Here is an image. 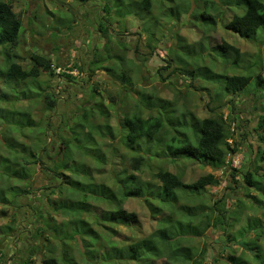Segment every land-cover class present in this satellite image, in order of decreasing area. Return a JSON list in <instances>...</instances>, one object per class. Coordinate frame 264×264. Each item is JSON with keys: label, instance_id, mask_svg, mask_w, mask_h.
<instances>
[{"label": "trees", "instance_id": "obj_1", "mask_svg": "<svg viewBox=\"0 0 264 264\" xmlns=\"http://www.w3.org/2000/svg\"><path fill=\"white\" fill-rule=\"evenodd\" d=\"M112 1L114 2L111 3ZM143 3L145 7H141ZM151 5L152 1L150 0H108L101 6V11L109 16H114L117 21L125 20L127 15L133 14V18L137 17L143 24L140 30L147 33V47L153 49L151 38L154 34L148 25L154 20L158 23L161 21L150 17ZM186 5L185 12H189L190 8L194 6L190 13L200 20L205 28L208 25H214L216 23L215 16H217L225 30L237 34L252 44L257 42L258 36H264V0H194V3L187 0ZM175 7L170 6L171 14ZM224 10L231 14L227 20L222 19ZM145 15H149V17H144ZM175 18L172 17L170 20L174 22L176 21ZM98 21L97 27L100 34L109 37L111 40L113 36L109 33L110 27L107 25L106 17L103 15ZM21 28V20L13 10L11 3L0 0V47L3 48L1 53H4L7 62L0 66L2 75L15 77L21 81L27 78H38L42 72H47L53 76L55 68L50 58L32 53L30 55L32 65L25 69L15 62L13 55L5 51L18 45ZM176 36L179 40H185L179 37L177 33ZM212 48L218 49L221 55L225 57L224 61L230 62L233 69L240 68L243 52L239 47L226 40H221ZM111 50L108 46L105 50L107 52L106 57L102 58L101 55L99 59L94 58L91 63H108L109 65L98 66H102L116 80L120 79V84L125 89V86L132 84L128 74L130 69L123 68L120 73H116V67L114 68L112 60L116 59V62L121 65L125 54H109ZM124 50L127 49L124 48ZM178 60L180 61V59ZM244 70L243 73L228 74L227 72L217 73L209 67H205V74L203 75L205 79L219 82L222 87L221 95L210 98L215 101V104L212 106L207 104L208 113L203 117L192 115L190 112H182L176 116L174 115L175 102L173 100L154 98L149 95L148 99L144 100V106L147 110L156 108L158 113L148 116H143L138 112L134 114L124 113L117 120V133L114 134L108 121L111 117L108 109L98 107L100 114L107 119L102 128L103 134L112 142L118 136L124 147L133 153L129 156V166L132 172L120 169L112 175V179L120 187V197L115 194L114 189L110 186L96 182L92 169L85 161L86 157H90L97 165H101L105 160L103 153L99 154L98 148H95L96 143L92 150V147L87 149L85 146L73 145L69 141L66 143L68 138H62L64 146L63 149L60 148V154L57 156L52 152L49 143L51 141L50 136L45 138L42 145L36 139L41 123L46 125L44 133L50 131L48 121H44L40 116H38L37 121L31 119L32 117L27 112L25 113L26 109H20L19 114L27 115L30 120L28 125H34L35 122L36 124L30 127L29 131H25L27 126V123H24L25 117H14L12 126L15 123L20 132L12 134L13 130L7 126L11 123L8 119L7 110L1 111L0 117L6 123L0 127V141L3 142V148L0 147V216L6 215L9 209L11 213L7 216V221L0 224V236L16 238L15 244L23 242L20 250L24 255L26 254L23 259L12 264H34V255L42 254L43 251H47L48 254L47 256L41 255L42 264H59V260L53 255V249L50 246L53 237L61 239L64 246L69 244L68 241L79 240L82 245L81 248L85 252L82 251L85 260L89 264H102L105 261L107 264H115V260L119 263L122 259L136 264H151L150 261H155L157 258L164 259V264H189L188 262L190 264H208L202 257L205 246L204 249L202 248L203 252L200 253L199 258H196V254L194 255L192 252L191 256H183V259H178V256L173 253V246L171 245L173 241L169 240V237L171 234L176 238L181 237L178 232H172L177 224L178 227L188 224V226L195 228L196 231L191 236L195 239H199L210 227L221 230L226 240L235 242L238 249L240 248L239 253L236 250L227 255L217 252L211 264H216L219 261H222L223 264H264V220L253 213L256 208L262 211L261 214L264 217V172L261 171L264 169V77H262L261 71L254 72L253 66H245ZM250 70L253 71V75L249 73ZM253 76H255V86H252L253 89L250 93L258 104L254 109L258 110L252 111L256 120L251 130L258 134V140L261 144L257 146L258 149L254 155L256 164L240 171L229 167L231 166V158L240 152L239 143L241 139L246 136L244 132L238 131L240 129L238 125L240 111L234 103H236V96L246 91V87ZM42 94L43 97L49 99L47 101L48 108H55L56 102L52 95L47 91H43ZM226 95L230 97L225 98ZM22 99L32 101L35 98L26 97ZM109 99L112 101L111 103H115L113 96H109ZM2 103H5L3 99ZM97 106L102 105L99 103ZM29 110H27L29 113L32 112ZM88 116L86 110H83L80 115L65 119V124L73 123L71 128H88V130L86 129L87 133L90 139H93V130L87 121ZM166 124L173 129V133L170 141L164 144L163 155H160L155 150L150 149V144L160 143L157 136L164 131ZM237 132L239 134H236L237 138H235ZM53 134L55 135V129ZM5 137H8L6 141ZM44 145L45 147L42 148ZM168 157L198 161L213 171L221 169L225 174L229 168L231 170V172L229 171V180L234 185L229 184L227 185L228 188L231 190L234 187L242 188L240 192H236L226 199L234 203L235 207L232 210H230L231 207H228V210L227 201L223 198L211 199V204H206L204 197L209 195L206 186H218L220 184V178L216 174L205 173L192 182H185L178 174L158 166L164 158ZM150 159L158 160V168L152 175L156 182L151 183L150 187L146 188L138 173L144 165H148ZM77 164H84L87 169L82 170L83 167H79L81 173L77 178L78 181H75L72 177L78 168L72 171V166ZM35 170L44 174L42 176L44 183L37 187L34 186L37 174ZM95 170L97 171V167ZM241 172L242 176L238 181L236 176ZM71 180L78 183L77 192L74 196L65 192ZM22 198H26L24 202L21 201ZM127 198L144 200L155 218L160 214L161 217L157 220L158 227L148 236L124 247H118L114 243H108L106 249L101 246L100 255L98 254L101 258L96 260L92 241L96 240L98 235L92 227L91 219L96 224L107 222L131 227L137 226L139 220L137 212L128 210L123 206L124 200ZM181 199L188 202L180 203ZM99 201L109 203L112 207L98 212V204L96 203ZM247 209H250V212ZM30 213L32 222H37L34 231L29 229L28 224L31 223L27 221ZM56 215L62 216V219L57 221ZM85 215H87L86 218ZM30 238L35 241L41 238L43 242L31 244ZM86 239H90V242L85 243ZM13 247L15 248V245ZM68 247L62 251L60 262L79 264L66 249ZM2 249L0 247V257L2 256Z\"/></svg>", "mask_w": 264, "mask_h": 264}, {"label": "rangeland", "instance_id": "obj_2", "mask_svg": "<svg viewBox=\"0 0 264 264\" xmlns=\"http://www.w3.org/2000/svg\"><path fill=\"white\" fill-rule=\"evenodd\" d=\"M3 1L11 3L13 10L18 14L22 23L18 45L13 49L8 48L5 51L13 55L15 62L20 64L22 68L28 69L31 67L30 55L32 53L50 58L55 68V74L53 76L49 75L47 72H42L38 78H27L23 81L15 77L3 76L0 71V112L7 110L8 119L11 121L7 126L13 130L12 134L19 133L20 130H18V126L15 125V123H13L12 126V122L15 120L14 117H25L24 123H27L25 131H29V128L34 126L36 122L33 120L35 124L28 125L30 120L27 118V115L19 114L20 109H26L25 113L27 112L28 115L32 117L31 119L37 121L38 116H40L44 121L46 120L50 123L48 128L50 131L48 133H44L46 125L40 124V129H38L40 131H37L38 134L36 139L40 141L42 145L43 142H45V138L50 136L51 141L49 143L52 147V152L57 154V156L60 154V148L63 149L64 146L62 138H68L66 143L69 141L73 145L78 144L85 146L87 149L88 147H92V150L96 143L95 148H98L99 154L103 153L105 160L101 165H97L90 157H86L85 161L88 166H90V169H92L93 177H95L96 182H102L110 186L114 189L118 197L121 196L120 187L114 182L112 175L120 171V169H126L128 172H132L129 166V156L133 155V153L124 147L119 141L118 136H116L117 138L112 142V140H109L103 134L102 128L107 119L100 114L98 107H106V109H108L111 116L108 121L111 124L114 134L117 133V120L123 116V112L127 111L129 113L133 110L134 114L140 110V114L143 116L157 114L158 112L156 108L147 110L146 106L135 104L132 98L136 96L135 92L131 94L123 92V94H125L124 99L119 100L120 94H122L124 88L121 90L122 86L118 85L119 83L117 80L102 68V66L108 63H91V61H94V58L99 59L101 55L102 58L106 57L107 52H105V50H107L108 46L112 49L109 54H125L121 65L116 62V59H112L114 68L116 67V73H120L123 68L131 69L130 71L133 79L132 88L139 89L140 101L145 100L144 91L147 93L153 92V94L164 98L173 96L172 98H175L173 101L175 102L174 115L176 116H179L182 112H190L192 115L203 117L208 113L206 109L207 104L209 106L215 104V101L210 98L217 96L220 83L209 81L205 79L203 75L205 74V67H209L217 73L233 70L230 62L224 61L225 57L221 55L220 51L212 48L223 39L239 47L243 52L240 69H238L239 73H243L245 71L244 67L248 64L249 66H253L254 72L261 71L262 77H264V36H258L257 42L252 44L237 34L225 30L221 26V20L217 16H215L216 23L211 26L208 25V27L205 28L200 20L190 13L194 6L190 8L189 12H185L187 0H150L152 1V5L149 9L151 10L149 14L150 17L157 18L161 21V23H158L154 20L148 25V28H151L154 34L151 38V47L157 48L156 50L143 47L145 46L144 41L147 33L145 34L140 30L143 24L137 17L133 18V14H130V16L127 15V17L124 18L125 20L117 21L114 16H109L101 11V6L108 0L84 1V7H91L93 5L96 7L94 10V21L91 19L92 9H86L81 5L80 13H84V18L80 20L77 18L79 21L74 22H72V17L75 14L74 12L78 9V5L81 2L80 0H62L72 9H75L70 11L65 8L66 6L58 5L51 0ZM190 1L194 3V0ZM113 2L114 1L111 3ZM170 6H176L172 14ZM141 7H145L144 3ZM224 11L222 19L227 20L231 14L226 12V10ZM103 15L106 17L107 25L110 27L109 33L113 36L111 40L109 37L101 34L97 36L100 31L97 24L94 22H99L98 20H100V17H103ZM149 15H145L144 17H149ZM213 15H215V13H213ZM172 17H176V21L173 22L170 20ZM139 32L142 33L138 35ZM176 33L185 40H179ZM124 48L127 50H124ZM2 51L3 48L0 47V66L7 63L3 55L4 53H1ZM90 52L93 53L92 56ZM133 53L134 57H140L139 61L128 58V54L132 57ZM145 55L147 61L143 59ZM177 58L180 59V61ZM169 61L172 63L174 62L175 66L173 65L174 63L171 65V62L169 65ZM98 65L102 66L99 67ZM173 67L176 68V70H173ZM253 71L250 70L249 73L253 75ZM254 77L255 76H253L252 80L247 85L246 91L236 96V103H234L240 111V113L238 112L240 115L238 124L240 129L238 131L240 133L244 132L246 136L241 139L239 143L240 152L231 158V166L229 167L239 169L240 171H244L256 164L254 155L258 149L257 146L261 144L258 140V134L251 130L256 120V116L252 115V111L256 109H254L255 106H258L254 101V96L250 93L253 89L252 86H255ZM161 78L173 83V86L175 85L181 90H176L175 86L170 87L169 84H167V82L164 83ZM118 80L120 81V79ZM130 88L129 86L125 87V89L128 90ZM43 91H47L55 99V108H48L47 101L49 99L48 97H43ZM185 91H187V93H185ZM109 96L114 97L115 103H111L112 101L109 99ZM26 97H33L35 99L32 101H25L22 99ZM2 99L5 103H2ZM99 103H101L102 106H97ZM117 103L120 104L119 107ZM29 109L32 112L29 113L27 111ZM82 109L86 110L89 115L87 121L88 125L90 124V128L93 130V139L95 141L92 138L90 139L87 133L88 128H86L87 130L82 127L71 128L73 127V123L69 125L65 124V119L80 115L83 111ZM225 112L227 111L225 110ZM5 123L6 121L0 117V127ZM54 129L55 135L53 134ZM172 133L173 129L169 128L166 124L164 131L157 136L160 143L150 144V149L163 155L165 151L164 144L170 141ZM236 134L239 133H235V138H237ZM7 138L8 137H5V141ZM2 143L3 142L0 141L1 148H3ZM12 145L14 144L12 143ZM44 147L45 145L42 148ZM261 147H263V145H261ZM157 165L158 160L150 159L148 165H144L138 173L139 178L142 180V184L146 188L150 187L151 183L156 182L152 175L158 168ZM158 166L178 174L185 182H192L205 173L212 172L216 174L220 178V184L218 186L206 187L209 195L207 194L204 200L208 205L211 204V199L213 200L221 197L226 200L229 196H232L236 192H240L242 189L234 187L233 190H231L228 188L229 186L227 185H234L233 182L229 180V171L231 172L229 168H227V174H225L221 169L213 171L209 167L201 165L198 161L182 158L173 159L172 157L164 158ZM79 167H83L81 168L82 170L87 169L84 164L73 165L72 171L78 168L72 177L75 181H78L77 178H79L81 173ZM95 167H97L99 174L95 170ZM261 171L264 172V169ZM35 172H37V174L35 176L34 186L37 187L44 183L42 179L44 174L38 170H35ZM241 176L242 172L238 173L236 176L238 181L241 179ZM75 181L71 180L68 189L65 190V192L73 196L77 192L76 186L78 183ZM25 199L26 198H22L21 201L24 202ZM204 200L202 199V201ZM186 202L188 201L183 199L180 200V203ZM96 204H98V212L111 206L109 203L100 201ZM123 206L128 210L137 212L139 215L137 226L131 227L107 222H103L105 224H96V222L91 219L92 227L96 231V235H98L96 240L92 241L95 250L94 255L97 257L96 260L101 258H99V253L102 249L101 246L106 249L108 243H114V245L118 247H124L140 238L148 236L158 227L157 220L161 215L159 214L155 218L144 200L140 198H127L124 200ZM228 206H231L230 202ZM230 210H232V207ZM247 211L250 212V209H247ZM10 213L11 210L9 209L6 215L0 216V224L7 221V216L10 215ZM253 213L261 220H264L261 210L255 208ZM86 217L87 215H85V218ZM31 218L32 215L30 213L27 221L31 223L28 224L29 229L34 231L37 222H32L33 220ZM56 219L60 221L62 216L56 215ZM195 231V228L188 226V224L181 225L180 227H178L177 224L174 229H172V232L181 234L179 238H176L172 234L169 237V240L171 239L173 241L171 242L173 253L178 256V259H183V256H191L192 252L194 255L196 254V258H199L201 256L200 253L203 252L205 248L207 254L204 261L211 264L217 252L227 255L234 250H236L237 253L240 251V248L238 249V247H236L235 242L225 239L221 230L209 228L199 239L191 237L193 236L192 233ZM51 239L50 246H52L53 255L58 258L59 264H63L60 262V257L64 248L68 246L69 247L66 249L79 264H89V262L85 260V255L83 254L84 250H82V245L79 243V240L68 241L69 244L64 246L61 239L59 240L54 237ZM16 241V238L12 236H0V247L3 248L0 264L16 263L17 260L23 259L26 255L20 250V247L24 243L17 242V244H15ZM29 241L31 244H41L43 242L41 238L36 241L30 238ZM89 242L90 239L85 240V243ZM13 245H15V248ZM47 254V251H43L42 254L34 255V264H42L40 257L41 255L47 256ZM150 262L151 264H164L165 260L157 258L155 261ZM114 263L136 264L123 259L119 263L115 260ZM221 263L223 264L222 261H219L216 264ZM102 264H107V262L105 261Z\"/></svg>", "mask_w": 264, "mask_h": 264}, {"label": "crops", "instance_id": "obj_3", "mask_svg": "<svg viewBox=\"0 0 264 264\" xmlns=\"http://www.w3.org/2000/svg\"><path fill=\"white\" fill-rule=\"evenodd\" d=\"M140 33H138V35H139ZM146 34V33H145ZM224 40V39H223ZM146 41V42H145ZM145 41H144V43H145V46H143V47H147V36H146V38H145ZM227 41V40H226ZM228 42V41H227ZM229 43H231V42H229ZM232 44V43H231ZM151 45H152V42H151ZM148 48V47H147ZM157 48H153L152 50H156ZM242 52V51H241ZM145 53V52H144ZM143 55V54H142ZM144 58V60L145 61H147V58H146V55L145 56H143ZM128 58L129 59H133V60H136V61H139V59H140V57L139 56H137V57H134V53H133V55H132V57H130L129 56V54H128ZM173 63L171 62V65H172ZM174 66H175V63L173 64ZM241 65V64H240ZM249 65L247 64L246 65V67H248ZM125 69H127V70H129V68H125ZM238 69H240V68H237V69H233V70H227L226 72L228 73V74H235V73H239L238 72ZM131 70V69H130ZM173 70H176V68H174L173 67ZM133 72V71H132ZM129 75H130V78H131V85L129 86V87H131L129 90L128 89H123V88H121V90H122V94H120V99L119 100H123L124 99V95L125 94H123V92L125 93V92H127V93H129V94H131L132 92H135V94H136V96H133L132 98L134 99V102H135V104H138V105H144V101H140V96H139V89H136V88H132V86H133V79H132V74H131V71L128 73ZM161 80L164 82V83H166L167 82V84H169V86L170 87H174L172 84L173 83H170V82H168V81H166L164 78H161ZM117 82L120 84V81L119 80H117ZM118 84V85H119ZM121 85V84H120ZM126 87V86H125ZM221 85H219V92L217 93V96L218 95H221ZM175 88H176V90H181V89H178L176 86H175ZM207 90V89H206ZM190 91V90H189ZM185 93H187V91H185ZM152 96V97H154V98H157V97H160V98H163V99H166V100H173L174 101V99L172 98L173 96H171V97H169V96H167V98H164V97H161V96H158V95H156V94H153V92H150V93H147L146 91H144V96H145V101L148 99V96ZM227 97H230V96H227L226 95V97L225 98H227ZM154 98H152V99H154ZM142 102H143V104H142ZM117 106L119 107L120 106V104L119 103H117ZM152 109V108H151ZM124 113H128L127 111H125V112H123V114ZM138 113H140V110H138ZM129 114H133V110L131 111V112H129ZM207 187V186H206ZM223 197V196H222ZM221 198V197H220ZM233 201V200H232ZM229 202H230V205L231 206H228V204H229ZM228 207H235L234 206V203H232L231 201H228L227 200V208ZM228 210H229V208H228ZM210 228H212V227H210ZM209 229V228H208ZM207 229V230H208ZM212 229H214V228H212ZM206 247V246H205ZM236 247H237V245H236ZM206 254H207V250H205L204 252H203V257H204V259H205V257H206ZM189 264H190V262H188Z\"/></svg>", "mask_w": 264, "mask_h": 264}, {"label": "flooded vegetation", "instance_id": "obj_4", "mask_svg": "<svg viewBox=\"0 0 264 264\" xmlns=\"http://www.w3.org/2000/svg\"><path fill=\"white\" fill-rule=\"evenodd\" d=\"M51 1H54V2H56L58 5H61V6H66L65 8L66 9H68V11H70L71 10V7L68 5V4H66L64 1H62V0H51ZM81 5H82V7H84V5H83V2H80L79 3V5H78V9L76 10V12H74L75 14L73 15V17H72V22H74V21H79L80 19H82V18H84V16H83V14L84 13H80V7H81ZM87 5V4H86ZM68 7V8H67ZM84 8H91L92 9V15H91V19H93V21H94V18L93 17H95L94 15H95V13H94V10L96 9V7H94V5L93 6H91V7H84ZM86 16H87V14H86ZM77 18H79V20H77ZM94 23H96L97 24V21L96 22H94ZM100 31V30H99ZM99 34H100V32L98 33V35L97 36H99ZM92 52H90V55L92 56Z\"/></svg>", "mask_w": 264, "mask_h": 264}, {"label": "water", "instance_id": "obj_5", "mask_svg": "<svg viewBox=\"0 0 264 264\" xmlns=\"http://www.w3.org/2000/svg\"><path fill=\"white\" fill-rule=\"evenodd\" d=\"M71 10H75V9H72V8H71Z\"/></svg>", "mask_w": 264, "mask_h": 264}]
</instances>
